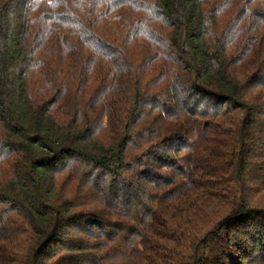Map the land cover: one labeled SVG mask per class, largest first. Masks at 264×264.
<instances>
[{"label":"trees","instance_id":"obj_1","mask_svg":"<svg viewBox=\"0 0 264 264\" xmlns=\"http://www.w3.org/2000/svg\"><path fill=\"white\" fill-rule=\"evenodd\" d=\"M0 264H264V0H0Z\"/></svg>","mask_w":264,"mask_h":264}]
</instances>
